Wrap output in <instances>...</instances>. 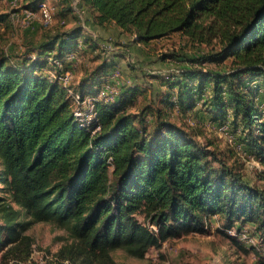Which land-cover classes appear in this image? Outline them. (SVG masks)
I'll return each instance as SVG.
<instances>
[{"label":"trees","instance_id":"16d2710c","mask_svg":"<svg viewBox=\"0 0 264 264\" xmlns=\"http://www.w3.org/2000/svg\"><path fill=\"white\" fill-rule=\"evenodd\" d=\"M79 6L95 25H114L145 47L174 34L193 45L215 39L216 51L178 59L188 63L161 78L167 87L161 103L194 114L200 104L205 120L239 129L244 153L264 166L258 92L264 88V0H80ZM6 17L0 14V25ZM83 33L47 34L22 56L0 48L1 260L26 244L27 230L40 222L66 232L59 255L86 264L111 262L117 250L142 260L149 249L204 232L213 222L239 235L247 226L264 244V169L257 174L262 183H252L221 151L159 120L161 110L150 125L146 106L142 117L131 114L145 92L141 84H119L113 100H96L93 120L80 125L73 97L49 71L63 73L79 50L99 47ZM115 70V57L101 60L73 92L97 97Z\"/></svg>","mask_w":264,"mask_h":264},{"label":"rangeland","instance_id":"374dc122","mask_svg":"<svg viewBox=\"0 0 264 264\" xmlns=\"http://www.w3.org/2000/svg\"><path fill=\"white\" fill-rule=\"evenodd\" d=\"M48 2L55 8V12L52 21L44 23L37 3L19 0L18 7H15L10 0H0V14L7 16L5 25H0V48L3 52L22 56L30 43H39L47 34L81 28L83 34H89L99 47L94 51L79 50L81 52L76 60L68 69H63L69 72L68 83L72 89L76 88L83 75L96 67L101 60L115 57L117 70L120 72L119 84L138 83L145 88V92L138 95L134 105L130 107L131 114L138 113L140 116L141 109L146 106L148 110L144 118L150 125L157 120L156 110H161L162 116L159 120L183 127L198 143L221 151L226 161L235 164L246 179L252 183H262L257 174L264 166L253 156L244 153L237 139L239 129H232L226 122L218 127L205 120V112L200 104L194 114L185 113L176 106L168 108L161 103V95L163 96L162 93L167 88L160 86L161 78H171L172 73H178L181 63H188L178 62V59L211 53L214 49L216 51L218 44L215 39L209 43L193 45L188 38L174 34L151 42L148 47L134 45L129 34L121 32L114 25H95L79 5L76 8L79 11L73 8L71 0ZM25 11L33 13L28 24L25 21ZM165 56L166 60L161 59ZM210 66L217 68L216 64ZM260 81L262 78H259ZM256 84L255 82L251 86ZM258 92L264 96V88ZM82 108L86 109L85 106ZM260 108L264 115V98ZM228 118L231 120V116ZM27 235L29 239L26 244L16 246L5 260L0 258V264H86L80 260L72 261L66 254L59 255L60 249L67 244V235L63 229L40 222L33 224L27 230ZM243 235H239L234 228L223 227L221 222L208 223L204 232H192L172 238L163 242L158 249H149L142 260L117 250L111 253L112 261L105 264H264V244L253 236L247 226L243 229Z\"/></svg>","mask_w":264,"mask_h":264},{"label":"built area","instance_id":"2783aa9c","mask_svg":"<svg viewBox=\"0 0 264 264\" xmlns=\"http://www.w3.org/2000/svg\"><path fill=\"white\" fill-rule=\"evenodd\" d=\"M73 8L76 9L79 5L80 0H71ZM11 4L15 7H18L19 0H10ZM37 9L40 14V17L44 23H49L52 21V17L55 12V8L50 6L48 0H41L37 4ZM26 15V24L30 22V18L32 17V11H25ZM56 65H58L57 60L53 61ZM49 77L52 80L58 81L63 88L73 97L75 108L73 110L74 117L80 122L81 126L88 125L94 118L93 108L94 102L96 100H103L105 102L112 101L114 96L118 93L119 89V79L120 72L115 70L109 77H106L102 80L101 86L99 88V93L97 97L92 98L89 96L81 97L78 93H74L73 89L69 86L70 75L68 71L60 72L59 70H51L49 71ZM85 106L84 110L82 107ZM224 135H227L226 130L224 131ZM230 141V139H229ZM245 237V235H243Z\"/></svg>","mask_w":264,"mask_h":264},{"label":"crops","instance_id":"0c3cea01","mask_svg":"<svg viewBox=\"0 0 264 264\" xmlns=\"http://www.w3.org/2000/svg\"><path fill=\"white\" fill-rule=\"evenodd\" d=\"M56 1V0H55ZM135 45V44H134Z\"/></svg>","mask_w":264,"mask_h":264}]
</instances>
